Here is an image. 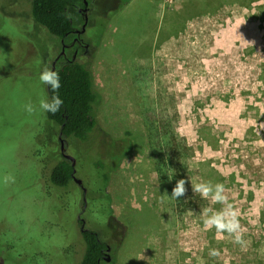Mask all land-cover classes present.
Here are the masks:
<instances>
[{"label": "rangeland", "instance_id": "obj_1", "mask_svg": "<svg viewBox=\"0 0 264 264\" xmlns=\"http://www.w3.org/2000/svg\"><path fill=\"white\" fill-rule=\"evenodd\" d=\"M226 1L207 12L209 0H87L90 46L76 61L93 75L103 145L68 144L82 183L56 186L50 174L66 159L38 105L60 39L34 22L32 0H0V264H80L81 221L110 248L107 264H264V0ZM170 134L187 147L174 159ZM127 135L134 150L104 192L91 157ZM176 173L225 185L246 250L203 228L202 209L221 205L191 183L186 197L170 196Z\"/></svg>", "mask_w": 264, "mask_h": 264}, {"label": "trees", "instance_id": "obj_2", "mask_svg": "<svg viewBox=\"0 0 264 264\" xmlns=\"http://www.w3.org/2000/svg\"><path fill=\"white\" fill-rule=\"evenodd\" d=\"M209 1L214 7H211L213 9L207 12L215 11L217 2L219 5L223 2V0ZM231 1L236 0L226 1V3H230ZM248 1L252 2L253 0ZM84 6L85 0H32L31 15L36 24L61 40L67 35L72 34L75 27L73 20L68 19L66 14L72 8L79 9ZM205 8L202 6V13L206 12L203 11ZM259 18L264 21V16ZM55 71L59 72L62 87L58 93H54L47 86L49 100H51L53 95H59L63 100V106L55 115L47 113V118L58 126L62 138L67 143L69 142V146L72 145L74 147L75 145L77 147L80 145L87 147L96 142L100 146L103 145L102 141L97 139L101 131L95 112L99 95L95 89L92 72L86 64L76 60L62 65ZM168 139L170 142L168 152L171 159L176 158L178 154H182L180 150L181 146L187 148L185 144L177 143L178 140L171 137V134ZM133 150L134 141L130 135H127L124 138L113 140L109 145L108 152L102 153L99 151L92 155V164L97 171H100L98 172V179L105 183L104 192H106L112 171L118 169L121 162L130 156ZM75 167L68 160L59 162L50 174V183L56 186H67L73 182ZM106 169L108 171H105ZM176 176L177 173L172 178V181L175 183L177 180ZM93 186L94 184L89 182L91 192L94 190L95 186ZM82 238L86 248L80 264H107L106 253L108 246L101 241L99 235L93 231L86 230L84 227Z\"/></svg>", "mask_w": 264, "mask_h": 264}, {"label": "clouds", "instance_id": "obj_3", "mask_svg": "<svg viewBox=\"0 0 264 264\" xmlns=\"http://www.w3.org/2000/svg\"><path fill=\"white\" fill-rule=\"evenodd\" d=\"M68 19H73L71 13H67ZM42 84L47 85L54 93H58L62 87L61 79L58 71L51 70L45 67L39 76ZM63 106V100L59 95H53L51 100L42 99L39 102L38 108L42 112L55 115ZM24 110L29 114H34L37 111V106L31 101L24 105ZM5 184L14 183L15 178L11 175L3 177ZM191 183V190L194 194H199L204 199H209L214 204H219L221 207L218 210H213L211 207L202 209L200 215L202 218L203 228L205 230L215 229L216 239H223L225 234L233 239V243L239 245L241 250H246L248 241L244 239V233L247 229L240 222V213L235 206L229 202L228 189L223 183L213 184L211 182L192 183L189 178H181L176 180L174 187L171 190L170 196L173 199L184 198L188 194V185ZM167 192V191H166ZM258 251L264 253V248ZM210 257H218L221 255L218 249L209 250ZM187 264V262H186Z\"/></svg>", "mask_w": 264, "mask_h": 264}, {"label": "flooded vegetation", "instance_id": "obj_4", "mask_svg": "<svg viewBox=\"0 0 264 264\" xmlns=\"http://www.w3.org/2000/svg\"><path fill=\"white\" fill-rule=\"evenodd\" d=\"M95 1H97V0H95ZM115 1H117V0H115ZM119 1L121 3H125V2H128L129 0H119ZM91 5H94V4L88 3L83 8L77 9L79 11L80 16L82 17L84 23H83L81 28L74 27V31L72 34L67 35L65 38L60 40L62 50L57 55L55 60L53 61L51 70H53V69L56 70L58 64L64 65L66 63L75 61L81 55V51H82V55L87 54L88 48L90 45L84 39V35L86 32V28L90 23V16H91L92 12L95 11L93 9L94 6H91ZM69 52L71 53V56H72L71 60H69ZM60 136H61V134H60ZM59 141H60L61 157L67 160L66 156H67V150H68V143L63 138L60 139V137H59ZM62 141H63V143H62ZM62 147H64L65 149L62 150ZM81 222H82V230H83L85 227V223H84V221H81Z\"/></svg>", "mask_w": 264, "mask_h": 264}, {"label": "water", "instance_id": "obj_5", "mask_svg": "<svg viewBox=\"0 0 264 264\" xmlns=\"http://www.w3.org/2000/svg\"><path fill=\"white\" fill-rule=\"evenodd\" d=\"M87 4H88V2H87V0H85V5H87ZM53 70L55 71V69H53ZM60 139H62V136H60ZM62 143H63V141H62ZM64 149H65V148L62 147V150H64ZM66 158H67V160H69V161L72 162V165H73V166H75V159H74L73 157L67 155ZM75 173H76V171L74 170V173H73V177H74V179H75ZM75 180H76V179H75ZM76 182H77L78 184H81V183H82L80 180H76ZM84 192H86V189H84ZM109 251H110V248L108 247V248H107L106 262H110V260H111V259L108 257V253H109Z\"/></svg>", "mask_w": 264, "mask_h": 264}]
</instances>
